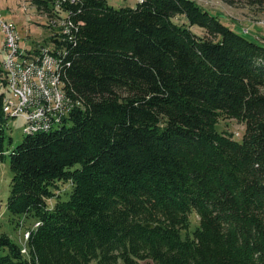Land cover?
<instances>
[{"label": "trees", "instance_id": "trees-1", "mask_svg": "<svg viewBox=\"0 0 264 264\" xmlns=\"http://www.w3.org/2000/svg\"><path fill=\"white\" fill-rule=\"evenodd\" d=\"M69 8L75 40L54 49L66 123L10 150L0 95L7 211L39 224L28 255L0 232V264H264V44L193 0ZM222 116L241 141L217 131Z\"/></svg>", "mask_w": 264, "mask_h": 264}, {"label": "rangeland", "instance_id": "rangeland-1", "mask_svg": "<svg viewBox=\"0 0 264 264\" xmlns=\"http://www.w3.org/2000/svg\"><path fill=\"white\" fill-rule=\"evenodd\" d=\"M140 0H108L110 6L115 9L136 8ZM202 9L213 15L221 17L222 22L231 27L239 34L246 36L258 43L264 44V10L259 8H250L247 6L233 7L225 3L223 0H193ZM0 12L4 23L9 24L17 30L20 36V51L23 54L38 52L40 46L54 50L52 37H55V25L49 17L47 10L39 7L33 0H0ZM176 22L182 24L184 18H177ZM196 34L202 38H207L204 30L194 27ZM5 36L0 28V67L3 72L1 79H8L2 65V51ZM9 96L8 88L0 83V95ZM4 111V109H3ZM9 119L7 129V148L12 150L22 143L25 137L24 129L26 120L23 118H12L4 112ZM54 128V130H56ZM219 133L232 134L234 139L241 141L245 133V125L235 119H229L222 116L217 124ZM11 139V144L9 143ZM12 173L10 171L9 162L0 161V232L7 234L15 243L22 245L28 239L27 232L37 227V221L33 217L26 219H15L7 211V202L10 195V183ZM63 191L70 190V185H62ZM50 204H54L51 201ZM189 229L182 231L183 237L192 233L200 225L199 216L193 212L190 215ZM26 235V238H25ZM25 239V240H24ZM26 252V249H24Z\"/></svg>", "mask_w": 264, "mask_h": 264}, {"label": "built area", "instance_id": "built-area-1", "mask_svg": "<svg viewBox=\"0 0 264 264\" xmlns=\"http://www.w3.org/2000/svg\"><path fill=\"white\" fill-rule=\"evenodd\" d=\"M50 11H47L55 25V37H52L53 45L59 49L67 48L75 40L74 31L76 25L72 23V14L69 5L75 4V0H49ZM9 24L4 23L0 12V28L5 36L2 65L8 76L7 88L9 96L5 97L7 112L19 113V118L32 119V127L47 125L50 123H66L69 111L75 110L73 106H64L58 97V89L52 86V67L62 64L63 60H43L38 68H31L29 57L25 60H17V52L20 50V36L16 30L14 34H7ZM47 46H40L39 52L45 51ZM61 85H65L59 77ZM30 235V233H29ZM23 254L24 249L22 250Z\"/></svg>", "mask_w": 264, "mask_h": 264}, {"label": "bare ground", "instance_id": "bare-ground-1", "mask_svg": "<svg viewBox=\"0 0 264 264\" xmlns=\"http://www.w3.org/2000/svg\"><path fill=\"white\" fill-rule=\"evenodd\" d=\"M15 32H16L15 28L8 25L7 34H14ZM28 57H29V53L23 54L20 50L17 52V60H25V59H28ZM53 59H57V57L54 54V50L50 48L49 49L45 48V51H42V52L38 51V52L30 54L29 64H31V68H38L39 63L42 62L43 60H53ZM60 65L61 64H55L52 67V75H53L52 86H54V89H58V97L61 100V104H63L64 106H69L66 102V96L62 89L61 82H59ZM5 110H6V101H4V112ZM6 114L12 118L19 117V113H16V112H7ZM25 120H26V127L24 129V133L26 136H33L41 132H50L54 128L58 127L60 124V123H50V124L43 125V126L29 128V127H32V119H25ZM25 238H26V235H25ZM28 239H26V242L28 241ZM23 249H26L25 253H27L26 246H24Z\"/></svg>", "mask_w": 264, "mask_h": 264}, {"label": "water", "instance_id": "water-1", "mask_svg": "<svg viewBox=\"0 0 264 264\" xmlns=\"http://www.w3.org/2000/svg\"><path fill=\"white\" fill-rule=\"evenodd\" d=\"M145 227L146 228H153L154 227V224H146Z\"/></svg>", "mask_w": 264, "mask_h": 264}, {"label": "crops", "instance_id": "crops-1", "mask_svg": "<svg viewBox=\"0 0 264 264\" xmlns=\"http://www.w3.org/2000/svg\"><path fill=\"white\" fill-rule=\"evenodd\" d=\"M140 2V1H139Z\"/></svg>", "mask_w": 264, "mask_h": 264}]
</instances>
